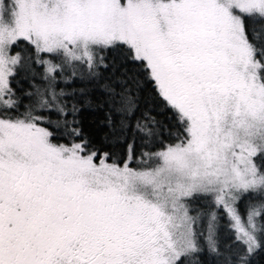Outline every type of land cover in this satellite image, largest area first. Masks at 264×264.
<instances>
[{"label":"snow or ice","instance_id":"6c2138e0","mask_svg":"<svg viewBox=\"0 0 264 264\" xmlns=\"http://www.w3.org/2000/svg\"><path fill=\"white\" fill-rule=\"evenodd\" d=\"M116 50L112 102L151 83L176 142L152 151L145 114L100 152L51 118L68 115L58 77L97 79ZM33 65L43 86L21 112L11 82ZM261 249L264 0H0V264H251Z\"/></svg>","mask_w":264,"mask_h":264},{"label":"trees","instance_id":"16d2710c","mask_svg":"<svg viewBox=\"0 0 264 264\" xmlns=\"http://www.w3.org/2000/svg\"><path fill=\"white\" fill-rule=\"evenodd\" d=\"M22 49V55H26L28 52L26 43L22 44ZM106 56L110 68L107 71L101 69V76L97 79H93L89 82L88 80L82 81L79 78H73L65 82L58 77V87L56 90L60 91L63 89L67 94L63 97V102L67 106L68 115L66 117H58L57 114H53L51 118L53 120L57 118L66 119L69 122L77 121L78 123L72 126L78 127L82 134L87 137L92 142V145L96 149H99L100 152L111 151L113 135L122 134V122L125 125L130 124L134 128L136 121L143 120L145 114L150 118H155L157 121L155 127L156 139L151 147L152 151L160 150L164 145L176 142V133L178 131L177 121L174 118V114L160 101L151 83L142 81L141 87L138 89L133 88V95L130 101L126 98L119 103L114 104L112 102V98L106 91L107 85L110 83L115 84V79L113 77L114 69L111 65L113 61L117 66L125 62L119 50L110 51L106 53ZM33 68L36 73L35 76L21 69L18 70L17 76L11 82V87L20 98L21 112L25 111L24 106L30 103V99L25 93L34 92L35 89L33 85L43 86V82L40 79L43 73V66L33 65ZM116 75H119V73H116ZM115 87L117 92L121 90L120 85H115ZM73 106L78 109L75 113L72 112ZM125 109L131 110L133 115H126ZM127 134L129 139H131L132 133L128 132ZM54 142L67 144L71 143V138L67 135L58 136ZM136 143L137 153L139 154L141 150V141L138 136L136 137ZM122 158L123 157H121V159ZM256 162H260L259 158H256ZM131 166L136 167V162L133 161ZM207 203V200L199 201L200 205H207ZM248 203V198L240 202L242 212H244ZM220 225L221 237H227L226 217L220 220ZM251 264H264V249L258 250L251 256Z\"/></svg>","mask_w":264,"mask_h":264},{"label":"rangeland","instance_id":"374dc122","mask_svg":"<svg viewBox=\"0 0 264 264\" xmlns=\"http://www.w3.org/2000/svg\"><path fill=\"white\" fill-rule=\"evenodd\" d=\"M25 47V46H24ZM21 48V49H20ZM20 48H18V49H16V51H21V54L23 53V49H22V45L20 46ZM14 54V53H13ZM239 208H240V211H241V213H243L242 212V209H241V207H240V204H239Z\"/></svg>","mask_w":264,"mask_h":264}]
</instances>
